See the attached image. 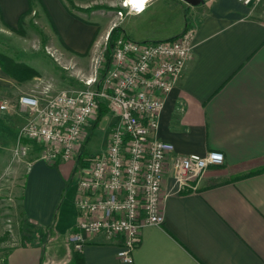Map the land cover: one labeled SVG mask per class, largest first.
Here are the masks:
<instances>
[{
    "label": "crops",
    "instance_id": "1",
    "mask_svg": "<svg viewBox=\"0 0 264 264\" xmlns=\"http://www.w3.org/2000/svg\"><path fill=\"white\" fill-rule=\"evenodd\" d=\"M42 1L62 42L85 52L109 33L118 18L111 13L122 0H74L84 8L105 7L91 12H71L64 0ZM159 2L151 0L141 13L127 15L120 30L146 41L148 34L132 22ZM165 6L173 23L156 40L191 31L194 53L166 95L155 135L182 155L221 151L224 163L211 165L194 190L169 193L173 179L166 176L164 222L143 227L133 262L126 263L117 255L120 237L86 233L81 250L69 241L79 219L76 159L54 164L40 159L37 150L14 161L10 153L1 155L0 175L24 176V214L45 233L41 244L12 249L6 264H264V169L251 171L264 167V0L254 7L237 0H205L196 6L169 0ZM29 7V0H0V13L12 27ZM0 80L13 84L7 75L0 74ZM19 95L2 111L7 115L3 127L15 126L17 136L26 117L17 116L19 108L26 110L17 103ZM105 118V129L100 124L90 141L96 153L107 146L108 131L118 120L109 113Z\"/></svg>",
    "mask_w": 264,
    "mask_h": 264
},
{
    "label": "built area",
    "instance_id": "2",
    "mask_svg": "<svg viewBox=\"0 0 264 264\" xmlns=\"http://www.w3.org/2000/svg\"><path fill=\"white\" fill-rule=\"evenodd\" d=\"M237 1L254 7L263 0ZM144 9L122 0L119 21L112 29L127 15ZM109 39L110 32L106 45ZM111 44L110 64L106 66L104 52L94 56L93 75L85 80L84 89H66L47 99L27 93L19 97L18 103L30 116L19 131L14 156L24 159L40 149L39 157L49 162L72 160L89 121L101 104L106 105L118 120L110 128L107 146L77 181L79 219L69 240L81 250L86 233L120 237L117 255L132 263L143 227L164 222L161 198L166 176L173 179L169 193L194 190L206 170L224 163L225 157L218 150L182 155L155 135L166 95L193 57L191 31L146 41L118 31ZM8 105L0 104V110Z\"/></svg>",
    "mask_w": 264,
    "mask_h": 264
},
{
    "label": "rangeland",
    "instance_id": "3",
    "mask_svg": "<svg viewBox=\"0 0 264 264\" xmlns=\"http://www.w3.org/2000/svg\"><path fill=\"white\" fill-rule=\"evenodd\" d=\"M64 1L71 12H91L92 10L105 8L99 5L84 8L76 5L74 0L71 4L67 0ZM168 1L162 0L138 20L132 22V26H135L139 32L148 34L147 40L159 39L157 34L172 25L173 14L166 11L165 6ZM116 6L115 13H111V16L117 15V11L121 9V1ZM22 15L18 25L12 27L5 23L0 13V56L28 65L32 72L28 70L25 73L29 76L21 79L4 70L3 63H1L0 74L10 77L13 84L9 85L0 80V104L14 102L19 94V97L27 93L47 99L66 89H84L86 87L85 80L93 75L94 56L104 52L107 60L106 66L110 64L112 60V41L109 39L106 45L105 37L107 33L101 35V38L98 37V40L95 39L85 52H76L65 45L58 36L42 0H32V6ZM118 21L119 19L115 18L111 21V26L113 27L114 23ZM116 28L121 31L119 26ZM8 65L14 70L10 64ZM104 109V116L108 113L113 114L109 108L105 107ZM18 112L19 115L17 116H26L25 122H27L30 116L29 112L20 108ZM2 116L6 117L7 115L0 110V134L4 132V135L0 136V156L10 153L14 161V159H18L14 156L18 136L14 133L15 126H11L8 130L3 127L6 126V122ZM104 116L99 120V107L85 128L79 152L72 159H76L75 178L80 177L88 169L91 160L97 154L93 152V142L90 141H93V132L100 124V129H105L107 118L103 120ZM102 120L103 122L100 123ZM109 132L110 130L108 131V142ZM98 142L101 144L103 137ZM262 168L263 166L260 165V167H254L251 171L262 170ZM15 176V174L0 175V264H6L9 252L15 247L41 244L45 237L44 229L36 228L24 214L21 200L24 176L21 178Z\"/></svg>",
    "mask_w": 264,
    "mask_h": 264
},
{
    "label": "trees",
    "instance_id": "4",
    "mask_svg": "<svg viewBox=\"0 0 264 264\" xmlns=\"http://www.w3.org/2000/svg\"><path fill=\"white\" fill-rule=\"evenodd\" d=\"M67 1L70 4L72 3V0H67ZM29 2H30V6H32V0H29ZM21 16H23V15H21ZM20 19H21V17H20ZM117 31H118V28H116V27L111 30V32H110V40L111 41L113 40L114 35L116 34ZM111 48H112V44H111ZM1 63H3L2 66H3L4 70H7V72L10 73L11 75H14V76L21 78V79L27 78L29 76V74L25 73V72H28V70H30L32 72V69L28 65L17 63V62H15L12 59L7 58V57L0 56V64ZM8 64H10L14 68V70L11 69ZM105 107L108 108L104 104L100 105L99 120L105 115V109H104ZM263 169H264V167L262 168V170ZM258 171H261V170H258ZM78 256L79 255L77 254V258H78ZM82 262H83V259H77V263H82Z\"/></svg>",
    "mask_w": 264,
    "mask_h": 264
},
{
    "label": "water",
    "instance_id": "5",
    "mask_svg": "<svg viewBox=\"0 0 264 264\" xmlns=\"http://www.w3.org/2000/svg\"><path fill=\"white\" fill-rule=\"evenodd\" d=\"M183 1H185L189 5L196 6V5L203 3L205 0H183Z\"/></svg>",
    "mask_w": 264,
    "mask_h": 264
},
{
    "label": "snow or ice",
    "instance_id": "6",
    "mask_svg": "<svg viewBox=\"0 0 264 264\" xmlns=\"http://www.w3.org/2000/svg\"><path fill=\"white\" fill-rule=\"evenodd\" d=\"M133 2L136 4L138 8L143 6L144 0H133Z\"/></svg>",
    "mask_w": 264,
    "mask_h": 264
},
{
    "label": "clouds",
    "instance_id": "7",
    "mask_svg": "<svg viewBox=\"0 0 264 264\" xmlns=\"http://www.w3.org/2000/svg\"><path fill=\"white\" fill-rule=\"evenodd\" d=\"M134 3V2H133ZM151 3V0H144V2H143V6L142 7H140L139 9H143L144 7H146L148 4H150Z\"/></svg>",
    "mask_w": 264,
    "mask_h": 264
},
{
    "label": "bare ground",
    "instance_id": "8",
    "mask_svg": "<svg viewBox=\"0 0 264 264\" xmlns=\"http://www.w3.org/2000/svg\"><path fill=\"white\" fill-rule=\"evenodd\" d=\"M128 1L133 2V0H128Z\"/></svg>",
    "mask_w": 264,
    "mask_h": 264
}]
</instances>
